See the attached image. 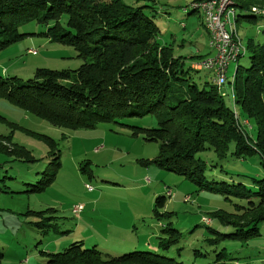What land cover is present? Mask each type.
I'll return each instance as SVG.
<instances>
[{"label":"rangeland","instance_id":"obj_1","mask_svg":"<svg viewBox=\"0 0 264 264\" xmlns=\"http://www.w3.org/2000/svg\"><path fill=\"white\" fill-rule=\"evenodd\" d=\"M189 1L157 0L161 15L155 20L160 41L172 48L174 57L183 58L186 67L214 55L200 14L182 10ZM236 29L243 44L248 39L264 41V18H256L253 24L240 21ZM45 32L44 27L26 25L19 29L25 37L0 50L3 80L26 82L37 69L76 71L83 64L74 48L50 42ZM248 63L246 53L237 65L229 66L227 78L233 77L235 67L238 70ZM211 77L209 71L191 69L188 79L202 84ZM225 94L224 102L231 107L230 96ZM1 117L5 121L0 120V136L8 140L3 145L16 147L13 153L0 152L2 264H47V254L62 253L75 243L84 249L96 247L109 257L156 252L158 240L165 237L162 230L169 225L181 233L169 255L181 254L178 259L185 263L194 258L195 251L209 260L224 251L235 264H264V222L258 226V236L243 244L227 239L236 229L221 225L212 215L219 211L238 215L235 206H242L241 200L199 191L185 177L156 165L159 143L146 141L142 131L158 127L156 115L95 122L91 128L73 130L54 127L0 98ZM243 125L254 138L255 124ZM201 157L207 164L216 161L213 154ZM262 163L264 159L257 155L245 161L231 158L223 163L229 175L214 174L213 178H232L247 185L240 176L263 178ZM212 171L206 172L208 180ZM159 197L165 198V206L155 214ZM187 197L189 201L184 202ZM74 207L80 208L79 214L73 212ZM176 248L182 250L178 253ZM205 258L198 257L196 264Z\"/></svg>","mask_w":264,"mask_h":264},{"label":"trees","instance_id":"obj_2","mask_svg":"<svg viewBox=\"0 0 264 264\" xmlns=\"http://www.w3.org/2000/svg\"><path fill=\"white\" fill-rule=\"evenodd\" d=\"M156 1L0 0V50L26 36L19 33L20 28L34 24L46 29L43 35L50 42L74 48L83 63L76 71L37 69L26 82L0 76V98L54 127L73 130L91 128L95 122L156 115L158 127L142 130L146 141L159 143L156 165L185 177L199 191L241 200L242 206H235L238 215L221 211L212 215L221 225L236 229L227 239L246 244L258 236V226L264 222V177L240 176L248 181L246 185L232 178L216 180L213 175L228 176L223 163L231 158L245 161L257 155L264 159V41L246 40L249 63L235 73L233 97L226 91L233 103L228 107L211 81H190L191 67L160 41ZM233 2L236 24L255 23L259 17L251 9H264V0ZM249 121L257 128L254 138L244 129L243 123ZM5 140L0 136V152L13 153L16 147L4 146ZM205 153L213 154L215 163L207 164L201 157ZM207 171H212L211 180L206 178ZM164 206L165 198H157L155 214ZM162 232L165 237L158 240L156 252L109 257L96 247L84 249L75 243L62 253L47 254V264H196L198 257L205 258L195 251L185 263L178 259L181 254L169 255L181 233L170 225ZM181 250L176 248L178 253ZM3 259L0 249V264ZM200 264L235 263L222 251Z\"/></svg>","mask_w":264,"mask_h":264},{"label":"bare ground","instance_id":"obj_3","mask_svg":"<svg viewBox=\"0 0 264 264\" xmlns=\"http://www.w3.org/2000/svg\"><path fill=\"white\" fill-rule=\"evenodd\" d=\"M194 2L196 1H192L189 4L194 3ZM205 3H211L210 5L211 18H218V15L220 14V12H221V16H228L227 22H226V37H227L229 46L238 47L240 44V47H241L240 51L238 53H234L232 55V59L229 60L228 65L225 70V78L222 84L220 82L219 68L210 67V72L212 73L211 82H212V85L216 88L218 96L224 99V97L226 96L225 94L226 92L224 91L225 90L224 88L226 87V90L227 89L229 90L231 98H232L233 91H234L233 90L234 79H235V73L237 71V67H235L233 77L229 80L227 78L229 66L232 63H235L237 65L239 60L242 59L246 54L245 46L237 35L236 8H235L233 0H230V2L224 3V4H223V0H206ZM185 9L196 10L197 13L200 14L203 20L204 27L207 31V35H208L207 41H210V43H218V28L212 27L211 20L208 17L207 11H205L204 8H200V7H185L183 10ZM250 12L254 16L264 18V9L252 8ZM228 13L230 14L228 15ZM190 67L191 69H194V71H208V68L206 67H195V66H190ZM234 116L236 119L238 118L236 113H234ZM202 221L206 224L209 223L208 219L202 218Z\"/></svg>","mask_w":264,"mask_h":264},{"label":"built area","instance_id":"obj_4","mask_svg":"<svg viewBox=\"0 0 264 264\" xmlns=\"http://www.w3.org/2000/svg\"><path fill=\"white\" fill-rule=\"evenodd\" d=\"M228 2H230V0H223V4L228 3ZM210 5L211 3H205V1H196L187 6V7L204 8V10L207 11L208 17L211 20L212 27L218 28V43H210V41H207L208 48L214 53V55L208 58H204L203 60L191 66L206 67L208 68L209 72H210V67L219 68L220 82L222 84L225 78V70H226L229 60L232 59V55L234 53H238L240 51L241 47H240V44L238 47L229 46V43L226 37V22H227L228 16H221V12H220V14L218 15V18H211ZM229 14L230 13H228V15ZM87 190L91 191L92 189L90 187H87ZM189 199H190L189 197L185 198L184 202H188ZM73 212L79 214L80 208L74 207Z\"/></svg>","mask_w":264,"mask_h":264}]
</instances>
